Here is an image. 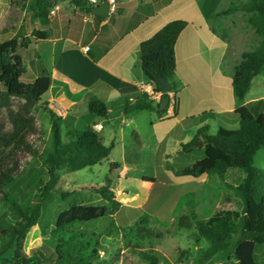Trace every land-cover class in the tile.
<instances>
[{
  "label": "trees",
  "instance_id": "trees-1",
  "mask_svg": "<svg viewBox=\"0 0 264 264\" xmlns=\"http://www.w3.org/2000/svg\"><path fill=\"white\" fill-rule=\"evenodd\" d=\"M15 1L11 0V3ZM55 2L23 0L21 8L27 10L33 20L44 22L50 18ZM72 3L80 11L93 12L89 0H72ZM242 10L249 15L248 23L261 42L255 49L242 54L233 75V91L239 104L233 114L239 117L240 127H220L216 136L209 135L207 125L200 128L198 137L182 147L183 151L192 152L203 141L205 156L180 171L182 176L194 179L202 176H217L224 181L229 179V190L222 195L210 218L200 220L193 216L190 221L180 218L179 225L182 229L194 228L197 242L204 239L209 242V248L203 254L204 260L226 253L235 264H264L256 258L257 247L264 245V171L255 165L257 152L264 149V111L258 112L252 104L244 105L253 80L264 71V0H248ZM94 18L101 20L96 15ZM188 25L184 20L172 21L141 43L139 61L143 75L161 97L159 101L147 97H138L134 101L122 98L120 105L125 115L152 111L164 120L173 106L174 116H177L180 86L176 80V46ZM49 36L46 31L34 30L31 37L0 41V260H8L12 264H98L105 248L102 239L108 232L93 238L81 228L90 229L86 224L104 220H110L111 225L116 226L111 216H116L122 204L116 200L111 182L107 179L91 192L99 195L111 208L86 205L91 194L82 190L56 188L59 172H79L109 161L114 144L106 146L93 126L68 131L65 139L61 119L44 108L51 122V145L40 157L47 168L48 181L41 183L37 201L26 208L9 192L23 173L24 159L38 153L33 140L37 126L33 109L52 85L51 76L46 71L37 79L28 80L25 60L17 51L19 48L27 49L32 38L43 40ZM157 74L170 83L171 93L161 91ZM88 110L91 116L101 121L109 120L111 115L110 106L95 98L90 100ZM4 114L12 126L10 131L2 120ZM204 116L215 117L211 113ZM111 167L116 171L122 165L113 162ZM144 181L156 183L157 180L146 177ZM55 198L63 203V209L55 213L53 221H49L46 212ZM2 209L9 213L2 212ZM149 221L150 217L144 216L133 227L118 228L134 233L138 225H146ZM35 227L42 228L43 237L50 238L53 246L44 244L28 256L24 243ZM143 231L148 238L163 237L162 233L156 234L150 229ZM127 244L132 247L131 240ZM140 254L148 264H160L154 250Z\"/></svg>",
  "mask_w": 264,
  "mask_h": 264
},
{
  "label": "crops",
  "instance_id": "crops-1",
  "mask_svg": "<svg viewBox=\"0 0 264 264\" xmlns=\"http://www.w3.org/2000/svg\"><path fill=\"white\" fill-rule=\"evenodd\" d=\"M105 2L106 0L103 3ZM15 13L11 0L0 1V21L3 22L5 16L11 19L7 22L9 27L6 28V23H3L6 33L0 30V41L31 37L34 30L48 32L49 38H32L27 49L19 48L17 51L24 58L25 64L27 60L29 62L27 77L32 81L44 71L48 72L52 85L45 99L50 105L58 104L63 110L66 108L65 113L70 117H76L78 108L86 103L88 116L85 126L102 125L103 129L99 134L103 142L106 137L103 136L105 127L102 122H113L117 128L114 135L109 137L113 144L117 132L123 134L124 125L132 127L131 137L140 143L145 137L136 124L139 117H145L146 113H150L149 117L153 122L152 134L159 136L160 142H165L174 135L176 155H191L192 152L181 154V146L198 137L199 129L206 125L208 118H222L224 123L220 120V127L227 129L240 127L239 117L233 114L239 104L232 85L239 60L235 57L232 64L228 63L230 46L215 32L213 8L207 0H116V11L100 21L94 18L93 12L88 14L77 9L72 0H58L51 11L53 16L44 22L37 20L35 23L42 28H33L30 33L23 26L26 11L18 18L13 17ZM175 20L189 23L176 46V80L180 86L177 116H174L173 106L164 120L159 119L157 113L152 111L125 115L120 105L122 98L132 101L138 97L150 99L154 92V87L144 77L141 69V43ZM261 86L257 82L256 87L259 89ZM248 95L244 105L252 104L256 107L264 101V97L249 99ZM92 98L110 106L109 120L101 121L89 114L88 107ZM209 113L215 117H202ZM173 116L175 120L171 119ZM189 118L200 121L193 124L194 130L188 123ZM157 123H169V128L165 132L155 131ZM177 127L180 129L174 134ZM188 129L193 131L189 133ZM123 171L124 169L121 172ZM112 190L115 193L116 190ZM115 195L119 201L118 194ZM90 199L85 202L86 205H93ZM104 204L108 203L104 201ZM100 229L101 227L96 228L95 234H100Z\"/></svg>",
  "mask_w": 264,
  "mask_h": 264
},
{
  "label": "rangeland",
  "instance_id": "rangeland-1",
  "mask_svg": "<svg viewBox=\"0 0 264 264\" xmlns=\"http://www.w3.org/2000/svg\"><path fill=\"white\" fill-rule=\"evenodd\" d=\"M0 1L5 2V0ZM22 1L16 0L13 4L16 12L13 16L15 18L22 15L24 11L19 8ZM55 1L56 6L58 0ZM247 1L207 0L213 8L215 31L229 43L228 63L230 64L235 57L240 62L244 52L255 49L261 42V38L248 23L249 15L242 10ZM26 13L23 18V26L28 33L33 28H42L41 25L35 23L37 20H33L27 10ZM7 17L5 16L3 22L0 21V25H2L0 30H3V33H6L3 23H6L7 28L9 27L7 22L11 20ZM23 55H25L24 51ZM25 67L29 68L28 60ZM227 67L230 69L229 65ZM27 79L29 80L28 77ZM257 82L262 84L259 89L256 87ZM262 82H264V73L255 79L248 95L249 99L264 97V83ZM45 98L44 96L42 101L33 109L37 125L33 140L38 146V153L24 159L23 173L9 190L10 194L16 196L25 208L37 201V192L41 183L48 181L47 168L40 157L51 145V122L49 114L44 108L54 112L53 109L58 104L50 105V102ZM263 104L262 102L255 107L258 112L263 110ZM78 109L79 112L76 117H70L69 114H66V108L62 110V115H56L61 119L65 139L68 131H80L86 125L87 104L81 105ZM149 114L146 113L145 117H139L137 120L136 125L145 137L140 140V143L132 139V127L124 125L123 134L117 132L115 146L109 161H104L100 165L79 172L73 173L68 170L59 172L60 179L57 189H76L91 194L93 188H98L108 179L112 188L116 190L115 193L118 194V200L123 203L116 216H111V219L115 220L116 226H112L110 220H104L86 224L90 229H86L84 226L81 228V230H88L89 235L93 238L105 231L108 232L107 236L102 239L105 248L98 264H148L140 252L149 250L155 251L156 256L160 259V264H235V261L230 259V255L226 253L219 254L211 260H204L203 254L209 248V242L205 239L197 242L194 228L182 229L179 225L180 218L189 221L193 216L200 220L210 218L217 210L222 195L229 190L227 186L230 183L229 179L224 181L217 176H205L198 179L182 176L180 171L183 168L194 164L205 156L204 142L200 141L202 145L198 143L191 155H176L174 135L173 138L169 137L165 142H160L159 136L152 134L153 122H151ZM171 119L175 120V117L173 116ZM2 120L5 122L7 130H12L6 114L2 116ZM220 120L222 121V118L207 119L206 125L209 128V135H217L219 127L222 126L219 124ZM199 122L196 118L188 119L193 130V124ZM102 123L105 127L103 131V136L106 137L105 145L110 146L112 142L109 137L114 135V130L117 128L113 122ZM167 124L169 123H157L155 131H167L169 128ZM179 129V127L175 128L174 134ZM191 131L189 130V133ZM183 153H188V151H183L181 146V154ZM113 162L120 163L123 168L112 171L111 163ZM255 165L264 171V149L257 152ZM122 169H124L123 172H121ZM146 177L155 178L157 181L156 183L146 182L144 181ZM99 198L100 196L91 194L90 203L93 205L104 204L102 198ZM62 204L58 198L50 203L46 212V218L49 221H53L55 213L63 209ZM104 205L111 208L109 204ZM2 212L9 213L7 209H2ZM144 216H149L150 221L146 225H138L134 233L128 229L118 228L133 227L139 224ZM100 227V234H95L94 230ZM145 229H150L156 234L162 233L163 237L160 239L148 238L143 231ZM130 240L132 247L127 244ZM137 242L139 245H135ZM44 244L53 246L50 238L43 237L42 228L35 227L27 235L24 251L28 256H31L34 250ZM256 258L260 263H264V245L257 247ZM0 264H12V262L0 260Z\"/></svg>",
  "mask_w": 264,
  "mask_h": 264
},
{
  "label": "built area",
  "instance_id": "built-area-1",
  "mask_svg": "<svg viewBox=\"0 0 264 264\" xmlns=\"http://www.w3.org/2000/svg\"><path fill=\"white\" fill-rule=\"evenodd\" d=\"M105 0H89V4L91 6V8L93 9V11L101 4L103 3ZM109 5V14H112L116 11V0H106V2ZM88 50V48H87ZM161 97L160 93H156L155 91L151 93L150 99L152 100H156L158 98ZM55 109V110H54ZM53 111L56 115H62V107L58 106L54 107ZM103 129L102 125H96L94 126V130L97 132H100Z\"/></svg>",
  "mask_w": 264,
  "mask_h": 264
},
{
  "label": "water",
  "instance_id": "water-1",
  "mask_svg": "<svg viewBox=\"0 0 264 264\" xmlns=\"http://www.w3.org/2000/svg\"><path fill=\"white\" fill-rule=\"evenodd\" d=\"M93 14L100 17V18H107L109 15V5L107 3L100 4L94 11ZM157 82L162 92L164 93H171L172 88L170 83L167 81L166 78L157 74L156 75ZM199 145H202V142H199Z\"/></svg>",
  "mask_w": 264,
  "mask_h": 264
}]
</instances>
